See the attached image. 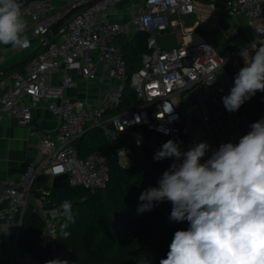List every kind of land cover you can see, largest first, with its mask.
<instances>
[{"label": "built area", "instance_id": "obj_1", "mask_svg": "<svg viewBox=\"0 0 264 264\" xmlns=\"http://www.w3.org/2000/svg\"><path fill=\"white\" fill-rule=\"evenodd\" d=\"M195 9L194 0H33L22 8L28 21L30 46L14 50L29 51L33 41L40 42V49L22 71L11 76L9 87L0 95V123L15 120L37 136L30 128L32 113L45 102L56 128L37 136L35 158L17 179L3 183L0 223L20 222L30 206L43 222L39 245L45 249L50 244L51 254L46 261L61 259L54 251L59 219L53 218L51 211L59 210L64 201L52 203L50 189L34 190L36 179L44 176L51 181L65 176L69 188L90 191L104 188L109 180L104 154L95 151L80 157L75 148V142L88 130L99 129L107 143L126 142L128 146L115 148L113 155L121 168L129 169L131 147L139 149L144 135L174 141L187 136L180 113L183 93L197 88L203 93L205 87L222 96L230 93L218 74L234 65L240 49L221 55L203 39L169 49L159 42L168 36L170 28L185 39L182 18ZM208 10L217 16L242 18L256 39L264 37V0H210ZM72 11L51 36L54 25ZM138 33L147 36L146 52L141 55L140 68L128 77L122 45ZM117 38L122 39L119 44L115 42ZM79 83L84 85L80 87ZM92 84L105 86L106 91L92 94L88 90ZM126 86L138 104L120 111ZM70 90L84 96L70 97ZM70 161L76 163L69 167ZM58 167L64 171L56 173ZM11 260L19 264L46 262L27 250L13 255Z\"/></svg>", "mask_w": 264, "mask_h": 264}, {"label": "clouds", "instance_id": "obj_2", "mask_svg": "<svg viewBox=\"0 0 264 264\" xmlns=\"http://www.w3.org/2000/svg\"><path fill=\"white\" fill-rule=\"evenodd\" d=\"M27 27L20 0H0V44L29 47ZM252 47L254 55L235 76L230 93L222 97L230 113L257 91L264 92V45ZM250 128L237 144H221L204 163L206 141L182 152L170 139L155 152V161L174 157L175 162L162 174L158 187L141 193L138 212L151 211L166 199L173 205L170 220L189 223L187 230L174 233L159 264H264V118ZM75 163L70 161L69 167ZM51 216L63 218L62 230L75 223L72 202L65 200ZM45 264L69 262L57 258Z\"/></svg>", "mask_w": 264, "mask_h": 264}, {"label": "trees", "instance_id": "obj_3", "mask_svg": "<svg viewBox=\"0 0 264 264\" xmlns=\"http://www.w3.org/2000/svg\"><path fill=\"white\" fill-rule=\"evenodd\" d=\"M33 0H20L22 8ZM146 38L138 33L129 42L122 45L123 58L126 63V74L129 77L140 68L141 55L146 52ZM24 64L16 67L21 70ZM138 104L133 92L125 87L119 110H126ZM239 117L238 139L247 134L250 125L264 118V92L257 91L237 111ZM135 132L146 133L143 129ZM162 141L166 138L157 136ZM176 142L185 147H194L187 136H181ZM128 146L124 141L107 143L99 129H90L75 142L80 157H86L99 151L108 162L109 180L102 189L86 190L69 188L66 191L50 192L52 203L65 200L72 202L75 223H65L58 216L56 226L57 239L55 253L69 264H159L166 258L169 245L177 230H187V221L170 220L173 205L164 200L155 204L151 211L138 212L141 193L149 187H158L162 174L168 170L175 158L155 161L153 156L158 148L142 144L139 148L131 147L134 154H142L145 164L131 161L129 169H123L113 155L115 148ZM46 190H49L46 188ZM25 249L40 261H46L48 253L39 246V237L44 227L41 219L32 213L28 206L21 218ZM64 232L69 235L65 237Z\"/></svg>", "mask_w": 264, "mask_h": 264}, {"label": "crops", "instance_id": "obj_4", "mask_svg": "<svg viewBox=\"0 0 264 264\" xmlns=\"http://www.w3.org/2000/svg\"><path fill=\"white\" fill-rule=\"evenodd\" d=\"M194 1L196 5L194 13L182 18L185 39H182L178 34H174L173 28H170L171 34L162 38L161 45L163 48L169 49L183 42H196L203 39L221 55H226L233 49H240L242 52L234 65L223 68L218 74L221 83L230 90L234 86V79L239 70L254 55V50L249 47L250 43H254L256 47L264 45V37L256 39L253 29L249 28L242 18H229L211 14L208 10L210 0ZM174 21L177 22V19H174ZM171 35H178V38H175L172 42L167 41L166 44L164 39ZM121 41V38L115 40L117 44ZM39 49V41H33L31 50L21 53H16L11 45L0 44V95L9 87L11 76L24 68L16 70V67L20 64L25 66L30 61L25 62L27 58L35 51L38 52ZM21 54L23 56L18 59L17 57ZM10 67L15 68L6 73L5 71ZM79 85L82 87L84 84L79 83ZM88 90L92 94H97L106 91V87L92 84L88 86ZM67 94L70 97L84 96L81 95L80 91L72 90L68 91ZM195 96L197 97V95ZM30 128L37 136L42 135L44 131H52L56 128V123L47 111L45 102H41L33 110ZM37 136L32 135L28 128L19 126L15 120L5 119L0 123V193L3 183L7 180L17 179L25 170L27 163L35 158ZM50 186L51 181H48L47 185L36 183L34 190L50 189ZM19 237H23L21 221L0 223V264H19L17 261L11 260L13 255L15 256L26 250L24 248L25 243L23 240L20 241ZM5 239L9 241L5 242Z\"/></svg>", "mask_w": 264, "mask_h": 264}, {"label": "rangeland", "instance_id": "obj_5", "mask_svg": "<svg viewBox=\"0 0 264 264\" xmlns=\"http://www.w3.org/2000/svg\"><path fill=\"white\" fill-rule=\"evenodd\" d=\"M169 34L171 33H166V35ZM175 38H178V35H171L165 38L164 42L167 44V41L172 42ZM159 42L162 44L161 40ZM22 56L23 54L17 58ZM196 93H199L198 97L195 96ZM222 97L224 96L217 94L212 88L207 89L206 87L203 93L200 88H197L196 91H187L181 95L180 113L183 118L182 127L185 128V134L194 146L205 141L209 145V150L201 158V163L209 159L221 144L234 143L239 137L237 128L240 123L237 111L228 112L223 105ZM190 148L192 147H186V151ZM130 161H139L145 164L142 154L138 152L132 153Z\"/></svg>", "mask_w": 264, "mask_h": 264}, {"label": "water", "instance_id": "obj_6", "mask_svg": "<svg viewBox=\"0 0 264 264\" xmlns=\"http://www.w3.org/2000/svg\"><path fill=\"white\" fill-rule=\"evenodd\" d=\"M227 0H215L216 3H222V2H226ZM74 12H70L67 16H65L63 19H61L60 21H58L54 27L51 29L50 31V35L51 36H54L58 29L62 26V24L65 22V20L71 15L73 14ZM131 40H129L130 42ZM37 51H35L34 53H32L25 62L31 60L35 55H36ZM13 68L15 67H10L8 68L5 72L8 73L10 72ZM165 142L162 141L160 138H157V137H154L152 138L151 136L149 135H144L143 136V144L145 145H149L151 147H154V148H158L160 149L162 147V145L164 144ZM180 146V150L182 152H186V147L182 144H179ZM66 177L65 176H57V177H54L52 180H51V186L49 187L51 191L55 192V193H58L59 191H66L69 189V187L66 185ZM47 178L44 177V176H39L37 179H36V183H42V184H45L47 185ZM45 250L48 254H51V249H50V244H47L46 247H45Z\"/></svg>", "mask_w": 264, "mask_h": 264}, {"label": "bare ground", "instance_id": "obj_7", "mask_svg": "<svg viewBox=\"0 0 264 264\" xmlns=\"http://www.w3.org/2000/svg\"><path fill=\"white\" fill-rule=\"evenodd\" d=\"M140 149V148H139Z\"/></svg>", "mask_w": 264, "mask_h": 264}]
</instances>
